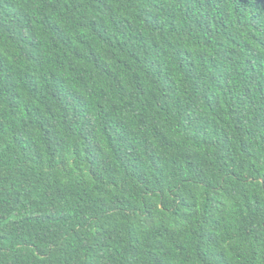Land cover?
<instances>
[{
  "label": "trees",
  "instance_id": "16d2710c",
  "mask_svg": "<svg viewBox=\"0 0 264 264\" xmlns=\"http://www.w3.org/2000/svg\"><path fill=\"white\" fill-rule=\"evenodd\" d=\"M0 264H264V0H0Z\"/></svg>",
  "mask_w": 264,
  "mask_h": 264
}]
</instances>
